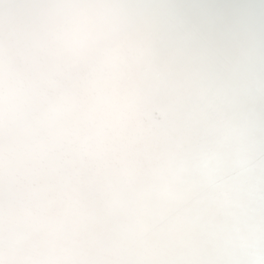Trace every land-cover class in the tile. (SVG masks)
<instances>
[{"label":"snow or ice","instance_id":"1","mask_svg":"<svg viewBox=\"0 0 264 264\" xmlns=\"http://www.w3.org/2000/svg\"><path fill=\"white\" fill-rule=\"evenodd\" d=\"M0 264H264V0H0Z\"/></svg>","mask_w":264,"mask_h":264}]
</instances>
